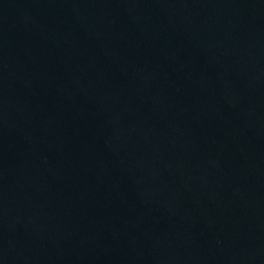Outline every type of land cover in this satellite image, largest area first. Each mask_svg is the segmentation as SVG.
<instances>
[{
	"label": "water",
	"instance_id": "1",
	"mask_svg": "<svg viewBox=\"0 0 264 264\" xmlns=\"http://www.w3.org/2000/svg\"><path fill=\"white\" fill-rule=\"evenodd\" d=\"M0 264H264V0H0Z\"/></svg>",
	"mask_w": 264,
	"mask_h": 264
}]
</instances>
